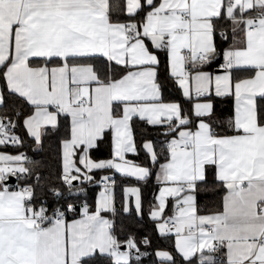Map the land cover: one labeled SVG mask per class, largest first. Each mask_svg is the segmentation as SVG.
Wrapping results in <instances>:
<instances>
[{
	"label": "snow or ice",
	"instance_id": "1",
	"mask_svg": "<svg viewBox=\"0 0 264 264\" xmlns=\"http://www.w3.org/2000/svg\"><path fill=\"white\" fill-rule=\"evenodd\" d=\"M8 148L0 264H264V0H0Z\"/></svg>",
	"mask_w": 264,
	"mask_h": 264
},
{
	"label": "trees",
	"instance_id": "2",
	"mask_svg": "<svg viewBox=\"0 0 264 264\" xmlns=\"http://www.w3.org/2000/svg\"><path fill=\"white\" fill-rule=\"evenodd\" d=\"M2 150H4V151H10V152L15 151V149H12V148L2 149ZM22 151H24V149H22ZM29 155H32V153L29 152ZM35 158H36V159H47V158H48V154H47V152H46V153L43 154L42 156H36ZM129 158H131V159H135V157H132L131 155L129 156ZM48 162L51 163V160H49ZM154 183H155V182L153 181V183L150 184L149 187L145 189L146 197L149 198V199L151 198V192H152L153 189H154ZM98 191H99L98 188L92 189L90 194H91V195H94L95 192H98ZM119 196H120V192H119V189H118V190H117V197H118V199H119ZM151 228H152V226H151V225H148V228L146 229V231L151 232ZM152 235H153L154 242H156V241H155V235H156V234H155V233H152Z\"/></svg>",
	"mask_w": 264,
	"mask_h": 264
},
{
	"label": "crops",
	"instance_id": "3",
	"mask_svg": "<svg viewBox=\"0 0 264 264\" xmlns=\"http://www.w3.org/2000/svg\"><path fill=\"white\" fill-rule=\"evenodd\" d=\"M0 150H2V149H0ZM131 159V158H130Z\"/></svg>",
	"mask_w": 264,
	"mask_h": 264
}]
</instances>
